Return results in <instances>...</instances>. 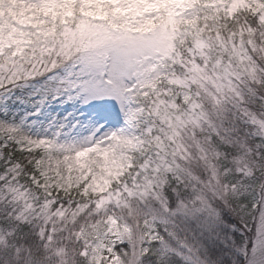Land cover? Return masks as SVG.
I'll list each match as a JSON object with an SVG mask.
<instances>
[{
	"label": "snow or ice",
	"instance_id": "snow-or-ice-1",
	"mask_svg": "<svg viewBox=\"0 0 264 264\" xmlns=\"http://www.w3.org/2000/svg\"><path fill=\"white\" fill-rule=\"evenodd\" d=\"M0 264H264V0H0Z\"/></svg>",
	"mask_w": 264,
	"mask_h": 264
}]
</instances>
